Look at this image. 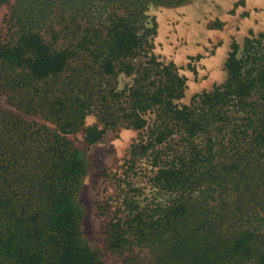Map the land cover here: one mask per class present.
<instances>
[{
    "label": "trees",
    "instance_id": "obj_1",
    "mask_svg": "<svg viewBox=\"0 0 264 264\" xmlns=\"http://www.w3.org/2000/svg\"><path fill=\"white\" fill-rule=\"evenodd\" d=\"M186 1L0 0V264H107L84 233L89 162L68 136L92 145L123 126L139 133L129 169L146 160L163 196L126 198L111 252L126 264H264V34L233 43L226 80L181 104L186 79L152 52L147 11ZM120 75L124 89L107 81Z\"/></svg>",
    "mask_w": 264,
    "mask_h": 264
},
{
    "label": "rangeland",
    "instance_id": "obj_2",
    "mask_svg": "<svg viewBox=\"0 0 264 264\" xmlns=\"http://www.w3.org/2000/svg\"><path fill=\"white\" fill-rule=\"evenodd\" d=\"M7 13L8 6H0V37L5 32ZM147 14L148 26L155 29L152 52L165 63H174L186 79L181 104H191L195 95L211 91L226 80L225 63L233 43L242 51L247 38L264 34V0L152 3ZM107 81L124 89L132 78L120 75L108 77ZM4 106L0 98V107ZM93 123H97V117L90 114L87 124ZM138 134V130L131 127L109 129L102 140L92 145L85 143L83 132L68 136L85 151L89 162L78 196L85 208L84 233L101 251L107 264H126L130 256L111 252L106 241L109 222L126 211V198L133 195L146 204L154 199L161 200L163 196L148 181L146 173L150 166L146 160L141 159L134 171L129 169V149Z\"/></svg>",
    "mask_w": 264,
    "mask_h": 264
}]
</instances>
